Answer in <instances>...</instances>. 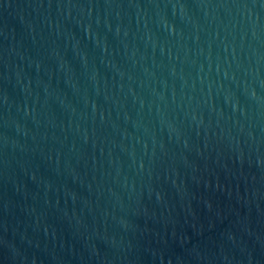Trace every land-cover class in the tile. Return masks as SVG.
Wrapping results in <instances>:
<instances>
[{
  "label": "water",
  "instance_id": "1",
  "mask_svg": "<svg viewBox=\"0 0 264 264\" xmlns=\"http://www.w3.org/2000/svg\"><path fill=\"white\" fill-rule=\"evenodd\" d=\"M0 264H264V0H0Z\"/></svg>",
  "mask_w": 264,
  "mask_h": 264
}]
</instances>
